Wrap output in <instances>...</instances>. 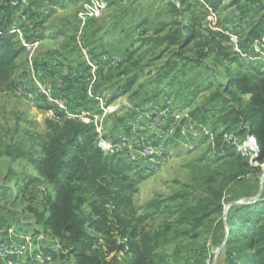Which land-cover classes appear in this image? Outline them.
<instances>
[{
    "label": "rangeland",
    "instance_id": "1",
    "mask_svg": "<svg viewBox=\"0 0 264 264\" xmlns=\"http://www.w3.org/2000/svg\"><path fill=\"white\" fill-rule=\"evenodd\" d=\"M11 1L18 15L33 12L30 23L38 27L36 34L46 36L35 50L40 65L36 77L44 74L48 80L41 84L51 83L52 91L42 90L26 74V52L14 75L24 73L18 78L16 93L14 77L0 86V264L74 263L65 245L33 213L44 208L51 187L38 176L30 156L39 155L47 137L45 121L61 111L47 95L65 98L74 118L89 122L100 117L96 120L99 136L117 146L107 151L120 153L134 168L130 175L138 184L124 214L140 234L159 233L154 263L213 264L226 235L224 207L259 192L264 161L258 159L259 146L250 133L240 139L224 134L237 149L225 157L216 154L215 136L220 139L224 124L218 119L222 112L211 111V98L215 93L231 97L224 93L228 67L257 73V80L264 77V0ZM175 20L193 29V40L185 49L167 42ZM11 25L16 28L17 19ZM16 34L25 50L33 51V41H26L21 29ZM200 51L205 56L198 66L179 65L159 80L168 60L177 59L181 52L199 59ZM45 56H53L54 61L45 62ZM56 78L64 84L54 93ZM30 93L38 98L29 100L25 95ZM112 97L115 100L108 103ZM121 137L128 140L125 146L119 145ZM18 145L26 155H8ZM146 145L161 146L164 160L144 156ZM247 146L252 150L243 154ZM221 189L222 212L201 218L199 204L217 199ZM260 202L264 209V184ZM262 215L252 219L254 228L264 221ZM253 227L244 231L252 234ZM88 232L98 237L90 253L102 259L116 254L109 255L102 232L90 228ZM116 233L118 243L125 241ZM42 247L54 248L57 255L44 256ZM224 249L217 264H225ZM118 256L124 258L122 252Z\"/></svg>",
    "mask_w": 264,
    "mask_h": 264
},
{
    "label": "trees",
    "instance_id": "2",
    "mask_svg": "<svg viewBox=\"0 0 264 264\" xmlns=\"http://www.w3.org/2000/svg\"><path fill=\"white\" fill-rule=\"evenodd\" d=\"M12 3L11 0H0V86L12 80L17 59L26 49L17 39V30L23 31L26 41L46 37L43 33L36 34L38 27L30 23L35 14L24 11L18 15V7ZM173 5L176 7V4ZM14 19L19 23L16 28L11 25ZM174 22L176 28L167 33V42L185 49L193 40V29L182 21ZM176 56L177 59L168 60L161 67L159 80L169 76L179 65L198 66L205 54L200 51L199 59L195 60L185 57L183 52ZM226 73L229 81L224 93L231 97L215 93L211 98V111L218 108L222 112L218 119L224 124L220 139L217 134L215 136L213 148L221 157L231 155L237 145L225 140L224 134H232L240 139L238 136L250 133L259 146L257 157L264 161V77L257 80V73H240L231 67L226 68ZM132 83L130 81L126 86ZM233 86L237 87V91H231ZM113 100L115 97L110 98L108 103ZM190 119L188 115L186 120L189 123ZM45 125L48 133L40 146L39 155L30 156L38 176L51 187L44 208L33 210L37 222L65 245L68 255L74 260L73 264H155L153 255L159 247V233L140 234L136 225L124 214L138 184V180L130 175L134 169L132 165L120 153L106 150V139L99 136L93 122L70 118L63 111H56L54 117L45 121ZM236 129L239 131L233 133ZM212 131L208 135L210 139L214 135ZM244 150L241 151L243 154H249L247 150L252 149L247 146ZM7 153L14 158L26 155L19 145ZM221 191L217 199L207 198L199 204L203 210L201 218L212 212H222ZM260 200L230 209L225 264H264V221L255 228L252 221L254 217H263ZM249 226L253 227L252 234L244 231ZM88 228L102 232L109 255L113 252L116 254L102 259L96 253H90L89 249L98 242V237L90 234ZM114 232L125 241L118 243ZM40 251L44 256L57 255L54 248L42 247ZM118 252H122L124 258L119 257Z\"/></svg>",
    "mask_w": 264,
    "mask_h": 264
},
{
    "label": "crops",
    "instance_id": "3",
    "mask_svg": "<svg viewBox=\"0 0 264 264\" xmlns=\"http://www.w3.org/2000/svg\"><path fill=\"white\" fill-rule=\"evenodd\" d=\"M44 39L45 38H42V39H39V40H37V41H33V43H34V46H33V48H32V50L33 51H24V52H26L27 53V61H26V69H25V72H26V74L28 75L29 74V76L31 77V76H33V78H34V80H35V82L36 83H38V84H41V82L42 83H45V82H47V80H48V78H46V76H44V74H43V76H40L39 75V77L37 78L36 77V72L40 69L39 67H40V65H38V61H37V59H36V55H35V50H36V48H37V46L39 45V44H41V42H43L44 41ZM22 55V54H21ZM21 55L19 56V58L21 57ZM31 56H35V58H34V61H33V68L31 67V64H32V61H31ZM44 56V55H43ZM19 58L17 59V65H18V61H19ZM53 56L52 57H49V58H47L46 59V56H45V62L46 61H48V59H49V61H52L53 59ZM56 58V56L54 57V59ZM54 61V60H53ZM17 69V68H16ZM15 74H16V72H15ZM14 74V75H15ZM21 75H24V73H19V75L18 76H16V77H14V81L12 82V84H13V86H12V89H13V91L15 92V88H16V85H17V82L19 81V77L21 76ZM26 77V76H25ZM21 78H23V77H21ZM54 78V77H53ZM13 79V78H12ZM18 79V80H17ZM17 80V81H16ZM62 81V80H61ZM60 81V82H61ZM54 82H55V85H54V93H55V91L57 92H59V90H58V88L61 86H63V84H64V82L63 83H61V85L59 84V81H58V79L56 78L55 80H54ZM42 85H46V84H42ZM60 85V86H59ZM59 86V87H58ZM35 87L37 88V84L35 85ZM33 89H35V88H33ZM16 93V92H15ZM33 95H36V94H31V96H26L25 95V97L26 98H28L29 100L30 99H37L38 97H36V96H33Z\"/></svg>",
    "mask_w": 264,
    "mask_h": 264
},
{
    "label": "bare ground",
    "instance_id": "4",
    "mask_svg": "<svg viewBox=\"0 0 264 264\" xmlns=\"http://www.w3.org/2000/svg\"><path fill=\"white\" fill-rule=\"evenodd\" d=\"M103 8V7H102ZM94 12V11H93ZM95 13V12H94ZM113 64L115 65V62H113ZM117 65V64H116ZM46 95H47V93H46ZM29 96H31V93L29 94ZM47 98L49 99V100H51L54 104H55V106L58 108V110H61V111H63L64 113H65V115L66 116H68V117H70V118H74L73 116H71L70 114H69V112L67 111V108H66V105H60V101H58V100H56V98H52V97H50L49 95H47ZM66 99L65 98H63L62 97V102L63 103H66ZM55 110V109H54ZM47 111V110H46ZM48 111H49V113L51 114V116H53V111H52V109H48ZM74 113V112H73ZM76 113V112H75ZM81 113V112H80ZM85 113V112H84ZM92 113V112H91ZM49 114V115H50ZM79 114V113H78ZM83 114V113H82ZM92 117V116H91ZM77 118V117H76ZM82 118V117H81ZM96 118V120H99L100 119V117H99V119H97V117H95ZM77 119H79V118H77ZM79 120H82L83 121V119H79ZM96 120L95 121H93V119H91L90 120V122H93L94 124H95V127H96V129H97V131L100 133L101 131L99 130V123L98 122H96ZM119 141V140H118ZM128 140L125 138V137H121V139H120V142H119V145L120 146H125L126 145V142H127ZM104 146H105V148H106V150H113V148H115V147H117V146H115V143L113 142H108V141H106L105 140V142H104ZM142 154L144 155V156H157V157H159V158H161L162 160H164V153H163V151H162V147L161 146H156V145H146L145 147H143V149H142Z\"/></svg>",
    "mask_w": 264,
    "mask_h": 264
},
{
    "label": "water",
    "instance_id": "5",
    "mask_svg": "<svg viewBox=\"0 0 264 264\" xmlns=\"http://www.w3.org/2000/svg\"><path fill=\"white\" fill-rule=\"evenodd\" d=\"M263 184H264V167H263L262 175L260 178V190L255 196L242 197L240 199L229 202L228 204L225 205L223 216H222V223H223L224 229L226 231V235H225L223 243L220 245V247H219V249H218V251L214 257L213 264H217V257L223 251V249L227 243V239L229 237V234H230V228H229V224H228V216H229L230 209L234 206H237V205L255 203L258 200H260L262 197V194H263Z\"/></svg>",
    "mask_w": 264,
    "mask_h": 264
},
{
    "label": "built area",
    "instance_id": "6",
    "mask_svg": "<svg viewBox=\"0 0 264 264\" xmlns=\"http://www.w3.org/2000/svg\"><path fill=\"white\" fill-rule=\"evenodd\" d=\"M29 43V42H28ZM52 78V77H51ZM51 82V81H49ZM40 87L42 88V90H50L52 91V86L51 83H48L47 85H42L40 84ZM26 96L28 97V95L26 94ZM32 100V99H31ZM56 100L60 101V105H66V103L62 102V97H56ZM83 121L87 122L86 120L83 119ZM162 161V159H159Z\"/></svg>",
    "mask_w": 264,
    "mask_h": 264
}]
</instances>
